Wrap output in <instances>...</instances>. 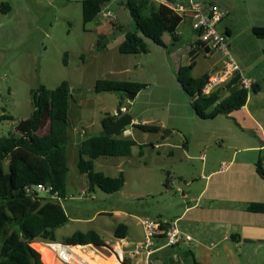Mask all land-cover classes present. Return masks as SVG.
Listing matches in <instances>:
<instances>
[{
	"label": "rangeland",
	"instance_id": "1",
	"mask_svg": "<svg viewBox=\"0 0 264 264\" xmlns=\"http://www.w3.org/2000/svg\"><path fill=\"white\" fill-rule=\"evenodd\" d=\"M199 1L230 5L236 10L238 18L233 15L230 20L231 16L226 15L218 31L224 32L229 24L234 35L231 41H235L231 47L232 57L236 51L240 52L243 62L240 68L258 73L262 78L260 91H249L247 107L264 129V54L260 46L264 42L254 37L248 25L251 5L256 0ZM125 2L111 0L106 6L117 17L119 29L115 23L103 21L101 17L84 25L83 0H0V137L14 134L16 124L32 116L33 90L41 86L54 90L63 82H68L71 88L68 185L66 197L60 201L69 222L59 229L58 242L76 232L93 230L111 247L113 232L125 220L132 232L140 236L142 229L138 222L145 211L167 210L171 200L182 197L176 188L170 189V174L180 185L182 177L178 179V175L187 174L201 164H187L183 151L188 148L189 155L198 158L205 155L210 159L222 154L228 144L243 148L259 143L258 130H241L225 117L219 120L196 117L176 79L179 67L190 63L191 45L187 35L177 42H167L166 48L145 39L148 50L145 54L119 53L126 33L140 34ZM4 4L10 5L12 10L5 13ZM219 9L223 12L221 7ZM99 42L107 44L106 51H98ZM221 58L220 54L214 57L216 61ZM196 63L195 76L202 74L210 64L205 54H200ZM212 75L216 76L213 72ZM100 80L140 83L147 88L131 101L119 93H96L95 86ZM120 105L127 109L126 114L129 110L133 118L153 120L161 131L150 134L128 127L136 143L131 156L103 157L95 161V172L110 177L123 174V189L115 194H106L99 188L90 192L86 176L81 175L77 167L76 145L99 135L103 131V118L114 115ZM5 115L10 119L2 120ZM226 125L234 133H228ZM41 130H48V120ZM225 134L227 136L223 137ZM261 156L264 159V152ZM5 171H8L7 164ZM117 211L131 217L117 215ZM51 253L45 248L46 255ZM79 253L88 256L94 253V248L88 247Z\"/></svg>",
	"mask_w": 264,
	"mask_h": 264
},
{
	"label": "trees",
	"instance_id": "2",
	"mask_svg": "<svg viewBox=\"0 0 264 264\" xmlns=\"http://www.w3.org/2000/svg\"><path fill=\"white\" fill-rule=\"evenodd\" d=\"M111 0H83L84 25L94 22ZM173 2L176 0H164ZM136 25L137 33H126L119 46L122 55H140L148 52L145 39L166 48L163 40L169 35L174 42L178 41L176 32L182 20L163 4L157 5L154 0H126ZM4 12L11 11L8 4L2 6ZM252 33L258 40H264V27H254ZM200 43L192 45L191 62L177 70L176 79L184 94L190 100L195 115L200 120H214L221 116L243 109L248 102L249 92L240 86L241 74H235L211 94H203L204 87L212 78L210 74L195 77L193 72L197 66V51ZM97 49L104 52L107 44L99 42ZM210 51L209 48H206ZM146 85L133 82L111 80L97 81L96 93L135 94L136 96ZM252 91L258 93L260 86L253 83ZM228 93V97H221ZM71 88L63 82L54 90L41 86L32 91L33 114L27 120L17 123L14 134L0 137V264H59L54 256L45 254V247L36 242L57 243V230L66 226L68 216L60 204L67 193L68 166V130L69 105ZM122 105V104H121ZM120 105V108L122 106ZM2 120L10 117L3 116ZM48 120V134L40 136L38 131ZM118 120L114 115H106L102 120V128L111 126ZM134 128L150 134H158V125H135ZM123 132L116 136L101 134L83 140L78 149V170L87 178L88 190L94 192L99 188L106 194L120 192L125 184L123 174L110 177L95 172V161L99 158L131 156L135 141L122 137ZM187 145H185L186 147ZM8 171H5V166ZM258 174L264 178L262 161L256 164ZM169 182V180H168ZM38 185L52 188L51 195L41 196L33 190ZM251 213H263L264 203L249 204ZM127 227L119 225L115 238L124 239ZM71 246L95 245L104 247L106 244L96 231L76 232L62 242ZM33 244V245H32ZM41 252V255L38 251ZM43 259V262H42Z\"/></svg>",
	"mask_w": 264,
	"mask_h": 264
},
{
	"label": "crops",
	"instance_id": "3",
	"mask_svg": "<svg viewBox=\"0 0 264 264\" xmlns=\"http://www.w3.org/2000/svg\"><path fill=\"white\" fill-rule=\"evenodd\" d=\"M154 1L157 5H166L164 0ZM219 7H221L223 13L231 16L230 20L234 18L233 15L238 18L237 12L234 10L233 6L222 4V6ZM251 7L253 9L249 15L248 23L250 29L253 30L254 27H264V0H256ZM115 24L114 26H116V28L121 29V25ZM221 33L227 35L231 50L235 41H231L234 35L229 24H226L225 31ZM185 35L188 36L191 51L192 45L196 44V41L195 31L192 28L190 19H184L176 32L178 41L181 36ZM166 36L167 35L163 38L165 44L167 42H174L170 36V39L168 37L166 40ZM260 46L264 54V43H261ZM200 54H205V59L210 64L199 76L193 75L195 77H200L205 74H210L212 78L219 76L225 68L226 59L224 56L211 49L207 51L203 46L198 47L197 55L199 56ZM216 54L222 56L218 61L214 59ZM241 56L240 52L236 51L235 57H233L239 67L243 63ZM240 71L242 78L252 80L253 83L259 84L262 79L258 73L249 72L245 68L244 70L240 68ZM212 72L215 73L216 76L212 75ZM228 95V93H225L221 97V100L227 98ZM185 97L187 98L186 95ZM188 103L189 106H191L189 99ZM247 105L240 111L234 112L229 116H221L214 120L225 117L226 120H230L241 130H258L260 132V134L257 135L259 143L243 148H239L236 144H228L223 148L222 154L214 155L210 159L205 155L199 158L189 155V150L186 146L185 148H187V150L183 151V154L188 162L187 164H189V162H201V164L199 167H194V169L190 170L187 174L181 173L182 176L178 175V179L182 177L180 179V185H178L176 178L170 174V180L168 182L170 189L176 188L177 192L180 193L182 197H177V200H171L167 210L154 212H146L144 210V215L140 217L138 222L142 229V235L140 236L132 232L129 222L125 220L123 225L127 227L126 237L124 239H117L115 238L114 231V236L111 238V247L109 248H121L125 252L134 249L137 244L143 242L144 234L141 222L145 219H161L168 222H175L177 228L189 238V241L173 248H166L163 246V242H160L150 263L142 256L137 260L128 261V264H264V214L251 213L247 210L249 204L264 203V178L258 174L256 168V164L260 160L264 167V159H262L261 156V153L264 152L262 150L264 145V129L261 126L259 118L248 110ZM132 120L133 129L135 125L140 124L156 125V123L150 119L141 121V118L132 117ZM41 128L38 131L40 136L48 134L49 125L47 131L42 132ZM226 128L228 133H234L228 125H226ZM184 133L186 134V132ZM122 135L124 138L132 139L133 133L131 128L124 130ZM226 136L227 134L223 137ZM80 144L76 145L77 150ZM187 144L188 143L185 142V145ZM174 147L179 149V146ZM238 148L239 150H236ZM223 163L228 165L227 169H222ZM115 213L117 215H123L126 218L131 217V214L123 211H117ZM59 231L60 230H57L56 232V238ZM103 241L105 242V240ZM58 243L62 242H57V244ZM33 244H41L43 247H46L52 252L54 260L57 263L64 264L55 256L54 249L51 246L53 243L36 242ZM88 247L93 246L88 245ZM104 247L108 246L105 245ZM36 251L38 250L36 249ZM38 252L42 258L41 252ZM82 256H85L84 258L88 261L90 260L93 264H118L114 257L103 259L99 255H96L95 251L88 255V257L87 255ZM71 264H78V262L72 260Z\"/></svg>",
	"mask_w": 264,
	"mask_h": 264
},
{
	"label": "built area",
	"instance_id": "4",
	"mask_svg": "<svg viewBox=\"0 0 264 264\" xmlns=\"http://www.w3.org/2000/svg\"><path fill=\"white\" fill-rule=\"evenodd\" d=\"M165 6L172 10L177 16L184 19H190L193 30L195 31V41L200 43L204 48L214 50L224 56L226 59L225 68L219 76L210 79V82L204 87L203 94H211L221 84L229 81L233 75L240 74V67L231 55L229 39L227 35L218 31V25L225 18L223 13L217 5L202 3L199 0H176L173 2L165 1ZM103 21L117 22V17L106 8L99 14ZM253 81L242 78L240 82L241 88L248 92L252 90ZM127 113V109L122 107L115 111L114 116L118 119ZM264 151V145L262 147ZM226 163L222 164V169H227ZM170 180V179H169ZM36 193H42L43 196L50 195L51 198L56 199L50 193L52 188H47L43 185H38L33 190ZM143 228V242L137 244L134 249L125 252L121 248L104 247L110 256L114 257L118 264H128L130 260H137L144 256L147 262H151V258L158 249V244L163 242L166 248L177 247L180 244L189 241L176 226L175 222H168L161 219L150 220L145 219L141 222ZM54 249L55 256L64 264H71L72 260H76L78 264H93L86 260L79 252L88 246H71L64 243L51 244ZM76 248H79L77 251ZM93 248V247H92ZM95 254L103 259L109 258L104 254L96 251Z\"/></svg>",
	"mask_w": 264,
	"mask_h": 264
},
{
	"label": "water",
	"instance_id": "5",
	"mask_svg": "<svg viewBox=\"0 0 264 264\" xmlns=\"http://www.w3.org/2000/svg\"><path fill=\"white\" fill-rule=\"evenodd\" d=\"M126 97L129 100L133 101V100H135L136 95L135 94H126ZM132 125H133L132 117L129 114H126V115H123L122 117H120L111 126L105 128L103 130V132L106 136L112 137V136H116L117 134H119L121 132H124V130H126L128 127H132ZM92 246L96 251L104 254L107 257L110 256V254L103 249L104 247H99V246H95V245H92Z\"/></svg>",
	"mask_w": 264,
	"mask_h": 264
},
{
	"label": "bare ground",
	"instance_id": "6",
	"mask_svg": "<svg viewBox=\"0 0 264 264\" xmlns=\"http://www.w3.org/2000/svg\"><path fill=\"white\" fill-rule=\"evenodd\" d=\"M46 248V247H45ZM51 249V248H50ZM76 250L78 251L79 250V248H76ZM85 257V256H84ZM88 257V256H87ZM90 258V257H89ZM93 258V257H92ZM90 261V260H89ZM91 262V261H90Z\"/></svg>",
	"mask_w": 264,
	"mask_h": 264
}]
</instances>
